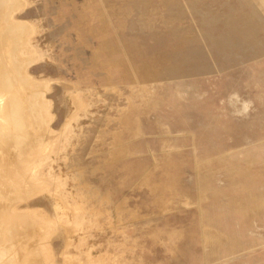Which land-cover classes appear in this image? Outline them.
<instances>
[{"label": "rangeland", "instance_id": "1", "mask_svg": "<svg viewBox=\"0 0 264 264\" xmlns=\"http://www.w3.org/2000/svg\"><path fill=\"white\" fill-rule=\"evenodd\" d=\"M0 60L18 261L264 264V0H0Z\"/></svg>", "mask_w": 264, "mask_h": 264}, {"label": "bare ground", "instance_id": "2", "mask_svg": "<svg viewBox=\"0 0 264 264\" xmlns=\"http://www.w3.org/2000/svg\"><path fill=\"white\" fill-rule=\"evenodd\" d=\"M0 72H1V60H0ZM0 77H3L2 74H1ZM8 86H9V82L7 80H4V79L1 78V80H0V87H1V89L2 90H5V91H8L9 90V87ZM9 106L10 107H7L5 109V111H4L5 112V116H3V115L1 116L0 115L1 116V118H0V124L2 123V124H5V126H6L7 125V122L5 120L6 119L11 120L13 118L14 119V122H16V127L18 126V127L21 128V124H20V114H19V112L17 110V107L14 105V103H11V105L9 104ZM7 132H8V130H7ZM8 135L5 136V134H2V132L0 130V145L3 146L2 149H4V147L7 146L9 142H11V140L8 139V138H10V137H8ZM10 136H11V134H10ZM1 152L3 153V155H5V152L4 151L0 150V154H2ZM2 158L3 157H1V160H3V162H4L3 164L6 166V162H5L6 158L4 157L5 160H4V158L3 159ZM4 165H1V166L3 167ZM6 167H4L5 169L4 168L2 169V173L3 174L6 173L7 175L10 176L11 172ZM21 170H24L23 167H22ZM2 173L0 172V177H1V175H3ZM5 180L7 181L8 179H6V177H5ZM10 180H12V179H10ZM7 182H8V184H10V181H7ZM7 182H6V184H7ZM14 189H16V184H15V188ZM4 192H5L4 180L2 181L1 178H0V198H6V197H4ZM0 200H2V199H0ZM4 201H1V202H4ZM6 209H7V207H6L5 204H0V264H24L25 262L23 263L22 260H20V261L17 260L18 259V257H17V249H16L15 245H16V243L18 241H21V239H24V238L26 239L28 233H24L23 231L21 232L20 231L21 229L20 230H17L16 226L11 225V221L13 219L6 214L7 213L6 212ZM19 226H18V228H19ZM23 242H25V241L23 240ZM25 244L26 243H23L24 247H23L22 244L20 245L22 247V249L25 250V252H28L30 254L31 251L35 250L33 247H31L33 249L30 251V249H31L30 248V245L27 246ZM28 248H30V249H28ZM36 249L38 250V248H36ZM27 250H29V251H27ZM37 250L35 252H37ZM28 253L26 255H29ZM33 254H34V251H33ZM31 256H32V254H31ZM33 257H36V256L33 255ZM35 259L36 258H34V260ZM29 260L30 261L27 262V258H26L25 259V261H26L25 264H32V263L35 264V261L33 260V258H30ZM36 263H37V259H36Z\"/></svg>", "mask_w": 264, "mask_h": 264}]
</instances>
